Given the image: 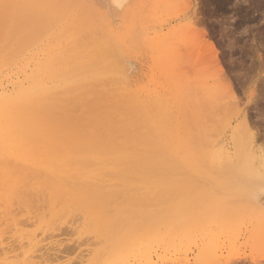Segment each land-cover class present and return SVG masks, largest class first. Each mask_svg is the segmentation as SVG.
<instances>
[{"label":"rangeland","instance_id":"374dc122","mask_svg":"<svg viewBox=\"0 0 264 264\" xmlns=\"http://www.w3.org/2000/svg\"><path fill=\"white\" fill-rule=\"evenodd\" d=\"M7 1L8 4L6 0H0L2 4L6 3V6H13V9L11 6L4 9V4L3 8L0 9V25L6 23L5 29L0 26V80L5 78L9 65L8 60L10 62L16 57L15 54H12V50L15 47L18 48V44H22V39L23 43L33 44L29 45L33 49L27 46V51L24 49L26 48L24 44L23 50L25 52L34 50V48L38 49L45 44L54 47H60L62 43L66 44L62 59L66 68L76 67L79 69L85 63L86 68L93 66L95 70H98V73L95 75L97 77H95V81L92 79L91 72H86L83 70L84 68H80L77 72L81 74L78 81L73 83L72 87L78 83L74 88L69 86L67 89H58V91L62 90L61 92H63L55 95L58 96V98L55 97V100L63 105V107L57 106L60 108L58 112L62 108L59 115L65 111L60 116L63 118L62 120H67V123L70 121L71 126H78L81 123L84 128L93 133V136H97L101 140L104 138V142L107 139L106 143L109 142L108 139L111 142H114L113 139L117 140L114 143L115 148L125 147L132 153L133 151L140 153V158L143 155L142 159H147L144 160V163L153 159L163 163L168 161L166 165L167 167L169 165V168L164 169L163 173L166 172V174H160L162 170H159L156 171L157 173L154 171L155 174H152L154 173L152 171L150 173L149 171H140L135 172V174L133 172H129L131 174L121 172L120 175H106L104 178L110 179V182H108V187L105 186V189L99 188V190L97 188L99 192L96 190V193L94 188H88V186H82L81 189L78 187V192L74 188L73 190L78 193V196L69 197L73 190L71 192L69 190L70 195L64 192L66 196L62 200L63 203L60 199H63L64 195H61L62 198L58 200L54 199L58 198L57 196L60 195L57 194L62 191L57 189H55L57 192H54V196H52L53 191H51L53 189H45L48 192L47 195L42 194L39 198L37 195H41V192L36 194V197L33 196V198H37L36 200L33 199L37 203L27 204L33 207L35 205V208H31L32 206L28 208L26 203H22V206L17 200L26 202V199H22L23 197L20 198V196L16 197L18 203L13 201L15 199L11 201L12 204L10 202L13 208L19 209L15 208L18 211L13 209L16 213L12 212L14 213L12 219L15 221L7 216H5L6 219L3 218L4 220L2 217L0 218L3 222L0 221V240H3L0 241V248L3 246L5 249L15 250L9 254L10 259L4 260L1 257L0 260L3 263L1 261L0 263L17 264L16 261H18L21 264H33L29 260H32L34 254L48 251L46 248L53 246V250L49 249V252L59 254V248L63 249L61 252L66 249V257L60 256L62 257L61 261L65 259L62 264H68L67 262L79 264L80 253L86 254L85 264H212L213 262L214 264L215 262L216 264H225L230 261L232 262L230 264H264V184L263 186L261 184L260 187L256 185L259 188L251 185V183H257L254 181L258 179L257 177L264 180V161L262 159L264 157V0H194L188 12L196 17L195 21H199H196L198 29L201 28V31L216 46L226 77L232 81V84L234 83L233 87L237 93L236 101H239L242 106L240 108H248H246V112L252 127L251 131L257 133L252 151L247 153L243 150L244 155L240 153L243 147L242 143L240 142V147H236L239 144L236 143L237 140L235 139L237 136H242L243 133H248L246 128H243V123H240L241 118L240 120L237 119L236 113L230 112L228 109L230 104L227 102L232 99L215 96L210 100H207L210 96H205L206 99L195 98L191 90H188L189 86L186 87L187 85L183 84L190 82L192 76L184 74V78L176 77L174 71L171 72L172 68L167 67V63L165 64L168 52L164 51L167 55L163 58L162 54L164 55V53L160 52L161 54H159V50H155L151 45V38L156 36L157 32L159 35L164 34L180 23H184L182 19L185 12L179 11L181 5L180 8L175 6V3H171L174 6L167 5L169 1L165 2V0L159 1L160 4L162 3L161 5H157L158 0H122L121 4L114 0H23L17 10V0ZM16 1L17 3H15ZM31 2H36V5ZM155 2L160 8L153 4ZM246 8L250 9L249 16H244L242 12ZM6 11L12 14H5ZM2 13L4 18L3 15L1 16ZM127 31L130 35L124 39ZM146 45L152 48L149 49ZM108 47H111V52ZM21 48L15 50H18L19 53L23 51ZM17 52L16 55H18ZM107 78L111 79V82ZM91 79L93 84L89 81ZM112 80L114 81L112 82ZM126 80L132 81L134 86L140 88V95L134 89L136 86L132 88V91L126 87ZM97 83H101V85ZM75 88L78 89L75 91ZM67 90L73 94L68 93ZM155 96L163 98L162 104L159 105V107H163L162 109L154 106ZM59 97H64L62 102L60 101L61 103L58 101L61 99ZM200 100L202 101L200 102ZM163 109L167 111L164 110V112ZM160 110L168 113L161 114L162 119L167 115L164 120L166 118L168 122H165L166 120L161 122L160 116L159 118L155 116ZM153 111L157 113H152ZM161 111L160 113H162ZM66 115H68L67 118H65ZM70 115L73 116L69 117ZM149 117L152 120L148 119ZM155 123H159L158 126H161L158 128ZM82 125L79 126L82 127ZM113 130L115 131L113 132ZM157 134L159 135L157 136ZM128 135L130 137L132 135L133 138L138 135L140 137L138 136L139 140L135 141L136 137L130 139ZM125 136L129 140L125 141ZM243 137L241 138L243 139ZM148 138H152V140L149 139L150 142H155L156 145L153 146V143L150 145V142L147 144L146 139ZM117 142H124L122 143L124 147L120 146L121 144L118 145ZM108 144L112 145L113 143L109 142ZM128 144L133 145L132 148ZM116 145L118 146L116 147ZM235 148H240V150ZM169 155L171 159L168 160L166 158H170ZM239 155H243V158ZM141 162L143 163V161ZM170 164L173 166L171 167ZM245 164L250 168H244ZM227 165L229 168L231 166L232 171ZM178 166L180 168H177ZM184 166H187L186 170ZM220 168H225V173L224 171L221 173ZM166 169L167 171H165ZM240 170L244 172H240ZM245 175L247 177L252 175L251 177L256 179L248 178L249 181ZM147 182L148 185H146ZM111 183L115 185L110 186ZM65 189L63 188V190ZM253 189L257 191L254 192ZM69 192L67 191V193ZM94 194H99L101 197L99 198ZM78 197L81 199H77V202L75 198ZM43 198L46 206H41L43 204L39 202ZM67 202L73 203V205L70 204L71 208ZM75 202L76 204H74ZM52 203L53 205H51ZM10 204L7 203V205ZM1 205L6 206V203ZM25 205L27 208L25 207L24 210ZM9 207L11 208V206ZM20 208L23 210L21 211ZM57 208L59 211L64 209L62 213H59ZM67 208L70 212L65 210ZM27 209L29 211L26 212ZM30 209L34 210L30 211ZM41 209L45 211V216H41L43 214ZM106 209L112 210V212L110 210L112 214L108 213L109 215L118 214L111 217L107 214L109 210L106 211ZM13 210L11 208V211ZM34 211L37 214L41 213L39 217H44L43 221L46 220V222L40 220L41 218H38L33 213ZM66 211L68 212L66 213ZM134 211L135 217L138 216L134 219V221L136 220L135 223L131 220L135 218L133 217ZM25 212L28 215L31 214L29 215L31 218L29 216V218H25L21 215ZM129 212L130 214H128ZM52 213L54 216L51 215ZM119 214L120 217L124 218L123 222H120L122 221L121 218H116ZM0 215H2L1 212ZM16 216L19 219L23 217L27 223L24 224L25 220L21 218V224H24L21 225V220L19 221ZM47 216L50 220L45 218ZM54 217L56 221H53ZM116 219L119 220V223L114 222ZM139 221L140 223H137ZM111 223L112 225H110ZM133 223L136 226L140 224L139 227H141L136 236L132 234L135 227ZM129 224L131 225L129 226L130 230L132 227V232L129 231V227L128 229L126 227ZM46 226L48 227L46 228ZM117 226L120 228L118 229ZM123 227L124 229H122ZM18 228L20 229L17 231ZM22 228L23 230H21ZM135 228L134 230H136ZM127 231L133 236L126 234ZM111 232L113 233L111 234ZM115 232L121 236L128 235L129 237L120 240ZM109 233L111 234L109 235L110 241H107L108 239L105 241L103 236L107 238ZM112 241L113 249L111 246L107 247V244H111ZM114 241H117L118 245ZM30 244L34 245L31 246ZM116 246L119 248L121 246L119 251H117L118 248L115 249ZM28 249L30 250L28 251ZM213 250H215L214 252L217 250L218 258L214 256ZM88 251L90 253L87 255ZM108 251L110 252L108 253ZM30 252L32 253V256L29 255L31 258L27 255ZM94 253L103 255L101 260L98 259L99 254L97 255V262H94L92 260L96 256ZM114 253L116 254L111 255ZM60 254L62 255V253ZM213 256L216 258L213 259ZM33 258L34 264H40L41 259L39 257Z\"/></svg>","mask_w":264,"mask_h":264},{"label":"bare ground","instance_id":"6f19581e","mask_svg":"<svg viewBox=\"0 0 264 264\" xmlns=\"http://www.w3.org/2000/svg\"><path fill=\"white\" fill-rule=\"evenodd\" d=\"M17 1H18L19 4L17 3ZM17 1L15 3H17V10H18V6L20 4H22L21 1H23V0H17ZM114 1L116 3H118V4H121V2H122V0H114ZM159 1L163 2L164 0H158V2ZM166 1L167 2L169 1L167 3V5L168 4L171 5V3H173V4L175 3L174 5L177 6V7H179L181 5V8L179 7L181 10L179 8L178 9H179L180 12H182V11L185 12L184 13V18L182 19V20H184V23H180V24L178 23L179 25H177V27L171 28L170 30H168V32L166 31L167 33L164 32V34L162 33V34L159 35L158 32H157L155 34L156 36L151 38V41L152 42L154 41L153 44L151 42L152 47L155 48V50H159V54L164 53V55L162 54L163 58H165L164 56L167 55V54H165L164 51L168 52V56L165 58V60H167L165 62V64L167 63L166 66L172 68L171 72L174 71V74H175L176 77L184 78L183 77L184 74H186V75L189 74V75L192 76V80L190 82H187L188 84L187 83L186 84L183 83V84L187 85L186 87L189 86L188 90H191V93L195 95V98L196 97H202L203 99L204 98L206 99V97L210 96L207 99V100H210V99L214 98V96H215V97H218V98L220 97V98L232 99V100H228V102L226 101L228 104H230L228 109L230 110V112L232 111V112L236 113L235 116L238 117L237 119L240 120V118H241L240 123H243V125L245 127L243 125L242 126H243V128H246L247 133H248V134H244V133L242 134V136H244L243 139L241 138L242 136H240V137L237 136L236 137V139H235V140H237L236 143L239 144L236 147H238V146L240 147V145H241L240 142H241L242 145H243V147H242V149L240 151L241 154H243V150H244V152L246 151L247 153L249 151H252L253 143L256 140V133L257 132L254 133L253 131H251L252 127L250 125V122H249V119H248V116H247V112H246V108L247 107L245 109H244V107L240 108V106H241L240 102L236 101V99H237L236 94L237 93H236L235 88L233 87L234 83L232 84V81H230V79L228 77H226V72H225L224 66L222 64V61H220V58L218 57V54H217L218 50L216 49V46L214 45V43H212L207 38V36L204 34V32L201 31V28L198 29L199 27H197V23H196L197 20L195 21L196 17L192 16L193 14H189L188 13L189 12V8L192 7L191 4L194 2V0H173V1L172 0H165V2ZM6 2L8 4L7 0H6ZM0 3L2 4V2H0ZM31 3L35 4L36 2H31ZM1 4H0V6H1ZM4 4H5L4 9L6 7H10L11 6V5L10 6L9 5L6 6V3H4ZM4 4H2L0 9L3 8ZM153 4L156 5V2L153 3ZM159 4H160V2L157 5H159ZM25 5H27V3H25ZM174 5H171V6H174ZM12 7L13 6H11V8ZM157 7L160 8V6H157ZM11 8H9V10H11ZM154 8H156V7H154ZM170 11L172 12V10H170ZM7 12L8 11H6V13L5 12L4 13L5 14H9V15L12 14L10 12L9 13H7ZM11 12H13V11L11 10ZM242 12L244 13V16H249L250 15L249 14L250 13V9H247V8L243 9ZM57 14H59V13L57 12ZM64 14H65V12H64ZM2 15H3V13L1 14V16ZM15 17H17V16H15ZM3 18H4V15H3ZM5 19H6V16H5ZM197 22H199V21H197ZM5 24L2 23V25H0V26H2L3 29H5V27H4ZM175 26H176V24H175ZM47 33H48V31H47ZM13 34H14V32H13ZM129 35H130L129 31H127L125 33L124 39L129 37ZM52 37H53V35H52ZM10 38H12L11 35H10ZM13 38H15V37H13ZM20 39H22V38H20ZM160 39H161V42H159ZM10 41H11V39H10ZM22 41H23V39H22ZM22 41H21L22 44H18V48L15 47V49L19 50V48L22 47L21 50H23V46L25 44L24 47H26V48H24V49L26 50L28 47L33 45V44H29L30 45L29 46L28 44H26L25 42L23 43ZM53 42H54V40H53ZM11 43H12V41H11ZM66 43L68 44L69 41L66 42ZM8 44H9V42L7 43V45ZM35 44H34V46H35ZM147 44H150V43H147ZM65 46H66V44L64 45L63 43H62V45L60 47L59 46L58 47H54V46H51L49 44H45V45H41L38 49L34 48V50H30L29 52H25V50H23L24 53L22 51V52H19L20 54L17 52L18 50H15V49L12 50L13 51L12 54H15L16 57H14L12 55L14 58L10 62L8 60L9 65L7 67L6 75L4 76L5 78L3 80H0V166H1L0 167V210H1L0 212L3 215V216L0 215V218L2 217V219L5 216H7L8 218H11V219L14 218V213H16L14 211L16 209H18V208L17 207L13 208L12 205H11L13 202H11V201L13 199H15L13 201H16L17 200L16 197H18V196H20V198L23 197L22 199H26V202H24V201L21 202V201L17 200L19 202V204L20 203L21 204L22 203L23 204L24 203H26V204L30 203L31 204V203H37V201H34L33 199H35V200L37 199L35 197H36V194H38L39 192H41V195L40 194L37 195L38 198H39V196L41 197L42 194L43 195L44 194L47 195L48 192H46L45 189H53V190H51V191H53L52 196L55 195L54 192H57V190L58 191L62 190V191L59 192V194H57V195H60V196H57L58 198H54L55 200L56 199L58 200L59 198H62L61 195H64L63 199H60V201H62V200H64V198L66 196L64 194V192L66 194L70 195V192L74 188H76L75 190L77 191L78 187H79V189H81L80 187H82V186H88V188H92V189L94 188L96 193H97V191L99 192V190L101 188L105 189L106 187H108L107 185H109L108 182H110V179L108 180L107 178L106 179L104 178L106 175H110V174H112V175H120L121 172H123V174H124V172H128V173L129 172H131V173L133 172L135 174V172H140V171H145V172L149 171V173H150L151 171L152 172H154V171L156 172V171H159V170L160 171L162 170V173L160 172V174H166V172L163 173L164 169L165 168H169V165H168V167L166 165V163L168 161L166 163H163V162L158 161L157 159H153V160H150V162L148 161L149 163L147 161H146V163H144V160H147V159L144 158V160H143L142 159L143 155H141L142 157L140 158V153H138V152L134 153L135 151H133V153H132L130 150H128L127 148L122 146V143H124L128 139V138H126L127 136H125L126 139H124L125 140L124 142H122V143L121 142L120 143L117 142L118 145L121 144L120 146H122L124 148H121V147L115 148L114 147V143H116L117 140L115 141V139L111 138V139H113L112 141H114V142H111V140L108 139L110 143H113L112 145L108 144L109 142L106 143L107 139L104 142V140H103L104 138L102 139L103 140L102 141L97 136H93L92 135L93 133H91L90 130H88L87 128H84L81 123L79 125H82V127L79 126V125L78 126L77 125L76 126H71L70 125L71 122L69 120H68L69 121L68 123H67V120H65V119L62 120L63 118H61L60 116H62V114H64L65 111H63V113L61 115H59L62 112V108H61V111L58 112V109H60V108H58L57 106L60 105V107H63L61 102H62L64 97L63 98L59 97L61 99L58 100V101L59 102L61 101L60 102L61 104H59L55 100V97H56L55 95H57V93H63V92H61L62 90L58 91V89H60V88L67 89V87H69V86L71 88H74L78 84L77 83V84H75L74 87H72L74 85L73 83H75L79 79V76H80L81 73L80 72L78 73L77 70H80V68L81 69L84 68L83 70H86V72H91L90 74H92V79L93 80H95V77H96L95 75H97V73H98V70H95V68L93 66L86 68V64L85 63H83L84 65L83 66L81 65L82 67H80L79 69H77L76 67L69 68V69H68V67L66 68L65 65L62 63V59H63L64 54H65L64 53L65 52V50H64ZM114 46L117 47L116 45H114ZM146 47H147V45H146ZM108 48L110 50L111 47H108ZM147 48H149V47H147ZM151 48H149V49H151ZM31 49H33V47ZM106 50L108 51V49H106ZM155 50H153V51H155ZM15 51L18 53V55H16ZM110 52H111V50H110ZM108 53H109V51H108ZM118 54H120V53H118ZM112 63H113V61H112ZM124 65H125V63H124ZM124 68H125V66H124ZM121 70H122V68H121ZM113 78L115 79V76ZM92 79L89 80V81H91V84H93ZM100 79H101V77H100ZM107 79L110 80V82H111L112 78L111 79L107 78ZM185 79H187V77H185ZM97 80H99V79H97ZM105 81L106 80H104V82ZM113 81L114 80H112V82ZM184 82H186V81H184ZM80 83H83V82H80ZM126 83H127L126 87L131 89V91H132V88H134L136 86V85L134 86V84L130 80L127 81ZM84 84H82V85H84ZM87 84H88V82H87ZM88 85H90V83ZM98 85H101V83L98 84ZM77 89L75 88V91ZM134 89L136 90L138 95H140V88L136 86ZM71 90H73V89H71ZM135 90H134V92H135ZM67 91H68V93H71V92H69V90H67ZM245 91H247V90H245ZM249 91H250V89H249ZM127 93H129V92H127ZM71 94H73V93H71ZM189 94H190V91H189ZM253 96H252V98L254 99L255 96L254 97ZM56 98H58V96ZM192 99H194V98H192ZM162 101H163L162 97L155 96V98L153 100V104H154V106H156V107L158 106V108L162 109L163 107H159V105L162 104L161 103ZM201 101L202 100H200V102ZM251 101H254V100H251ZM255 103H256V101H255ZM151 106H153V105L151 104ZM220 106L222 107V105H220ZM225 107H227V105H225ZM66 110H67V108H66ZM164 110L165 109H163V111ZM160 111L158 112L159 114L156 111H153L152 113L155 112V113H157V115H155V114H152V115H155L156 117L158 116V118L160 116V119L162 120L161 122H164L166 120V118L164 120V117H166L167 115L164 116L163 119H162L161 114H164V115L168 114L167 112L164 113L167 110H165L164 112L161 111L162 113H160ZM168 111L170 112V110H168ZM152 115H151V117H153ZM67 116L68 115H66L65 118H67ZM71 116H73V115H70L69 117H71ZM170 116H173V115H170ZM231 118H230V120H231ZM80 119H82V118H80ZM148 119H150V117ZM150 120H152V118ZM221 120H223V119H221ZM165 122H168V121L166 120ZM155 124H157V123H155ZM158 124H157V127L159 128V126H161V125L158 126ZM242 126H241V129H242ZM113 127H112V129H113ZM224 128H226V127H224ZM242 130L240 131L241 133H242ZM114 131L115 130H113V132ZM102 134L104 135V132ZM159 134H162V133L159 132ZM159 134H157V136ZM110 135H112V134H110ZM129 135H130V133H129ZM138 136L137 137L135 136L136 139H134L135 137L133 138L132 135H131L132 139H134L135 141L138 139ZM105 137H106V135H105ZM110 137H112V136H110ZM131 137H130V139H131ZM201 137L203 138V136H201ZM198 138H197V140H198ZM149 139L150 138L146 139L147 142H148L147 144H149L150 140H152V138L150 140ZM143 141L146 142L145 140H143ZM193 141H195V140H193ZM200 141H202V140L200 139ZM140 142H141V140H140ZM140 142H139V144H141ZM170 142H171V140H170ZM152 143H153V146L156 145L155 142H152V141L150 142V145ZM156 143H158V141H156ZM159 143H161V142H159ZM167 144H168V142L166 143V145ZM203 144H205V143H203ZM118 145H116V147ZM128 146H130V145L128 144ZM132 146L133 145H131L130 148H132ZM155 149H157V147H155ZM235 149L240 150V148L239 149L235 148ZM201 151H202V149H201ZM161 152H164V151H161ZM169 152L170 151H168V153ZM168 153H167V155H168ZM243 155L242 156L239 155V156H241V158H243ZM147 156H150V155H147ZM151 156H152V154H151ZM263 156H264V154H263ZM149 159H150V157H149ZM166 159H168V160L171 159V156H170V158H166ZM262 159L264 161V157ZM200 160L202 161L201 157H200ZM141 161H143V163ZM205 162H207V160H205ZM205 162H204V164H205ZM171 164H170V166H171ZM174 165H175V163H174ZM239 165H241V164H239ZM227 166L229 168V165H227ZM186 167L184 166L185 170H186ZM214 167H216V166H214ZM177 168H180V166H178ZM209 168H210V165H209ZM225 168L224 169H221V168L219 169V170L222 171L221 173H223ZM238 168H239V166H238ZM238 168H237V170H238ZM244 168H250V167L245 164ZM229 169L232 171L231 166H230ZM241 169H243V168H241ZM168 170H172V169H168ZM165 171H167V169ZM178 171H179V169H178ZM226 171H228V170H226ZM155 172L152 173V174H155ZM240 172H244V171L240 170ZM131 173H129V174H131ZM224 173H225V171H224ZM129 174H127V175H129ZM145 174L147 175V173H145ZM239 174H242V173H239ZM245 174H247V173H245ZM252 175H254V173H252ZM121 176H120V178H121ZM245 176L247 177V175H245ZM251 176L247 177V180H249L248 178L252 179L253 177H251ZM257 178L259 179V177H257ZM253 179H256V178H253ZM122 180H124V179H122ZM257 180H254V181H256L257 183L259 182L258 184L254 182V184L251 183V185H254V186L257 185V186L260 187L261 184H262V186H263L264 180H260V179L258 181ZM111 185H112V183L110 184V186ZM113 185H115V184L113 183ZM146 185H148V182H147ZM136 187H138V186H136ZM256 187H253V188L255 189ZM259 187H257V188H259ZM63 188L64 189L66 188L67 190L66 189L63 190ZM97 188L98 189L100 188V189L97 190ZM55 189H57V190H55ZM254 189H253V191H254ZM69 190H70V192H69ZM75 190H73L71 192L72 194L69 197L72 198L73 196L74 197L76 195L78 196V193H77L78 191L76 192ZM44 191L46 193H43ZM67 191L69 193H67ZM256 191L257 190H255L254 192H256ZM99 194L98 195L94 194V195H96V196H98L100 198L101 197L100 195H102V194H100V195ZM33 196H35V197L33 198ZM261 196H262V194H261ZM77 199L79 200L81 198H79V197L75 198V200H77ZM55 200H53V201H55ZM65 200L67 201V198ZM78 200H77V202H78ZM42 201L41 200L39 201L40 204L41 203L43 204L41 206H44V205L46 206V204H44V203H46L44 201V198H43ZM70 201H71V199H70ZM10 202H11V204H10ZM63 202L64 201H62V203ZM3 203H6V206L3 205L4 206L3 207L1 205ZM7 203H9L10 205H7ZM53 203L55 204V202H53ZM53 203L51 205H53ZM67 203H69V202H67ZM23 204H22V206H23ZM30 204H29V206L27 204L28 208L30 206H32ZM56 204H57V201H56ZM58 204L60 205V203H58ZM70 204L73 205L72 202L69 203V206H70ZM74 204H76V202ZM55 205H54V207H55ZM9 206H11L12 210L15 209V208L16 209L11 211V208ZM16 206H17V204H16ZM27 206L26 205L24 206V210L27 208ZM90 206H93V204L92 205L90 204ZM31 208H35V205H34V207L32 206ZM38 208H39V206H38ZM38 208H36V209H38ZM70 208H71V206H70ZM42 209H44V207H42ZM42 209L40 211H42L41 213H43V214L35 213V211H37V210H35L33 213H35L37 215V217L41 218L40 220L43 221L44 217L42 218L41 216L42 215L45 216L44 215L45 211H43ZM54 209H53V211H54ZM60 209H62V208H60ZM63 209L60 210V211L58 209V212L62 213ZM18 210H16V211H18ZM22 210L23 209H21V211ZM33 210L34 209H32V210L30 209V211H33ZM45 210H46V207H45ZM50 210H52V209L50 208ZM65 210H68V208L65 209ZM108 210L106 209V211H108ZM110 210H109V212H107V214L108 213L112 214L111 213L112 210H111V212H110ZM27 211H29V210L27 209L26 212ZM68 211L70 212V210H68ZM68 211H66V213ZM106 211H104V212H106ZM129 211H130V209H129ZM12 212H14V213H12ZM26 212H25V214H21V215L25 216V218L26 217L29 218L30 217L29 215H31V214L28 215V214H26ZM11 213H12V215H11ZM33 213H32V215L34 216ZM47 213H48V211H47ZM40 214H41V216L39 217ZM115 214H118V213H115ZM128 214H130V212ZM18 215L20 216V214H18ZM36 215H35V217H36ZM51 215L54 216L53 213ZM114 215H109V216L112 217ZM133 215H131V216H133V217L136 216L135 215V211H134ZM152 215L154 216L155 214H152ZM48 216H50V215H48ZM48 216L45 217V218H48L50 220V218ZM103 216H104V214H103ZM118 216L116 218L117 219L121 218L122 221H120V222H123L124 218L120 217L121 216L120 214ZM55 217L57 218V216H55ZM55 217L53 218V221H56ZM137 217L132 218L131 220L134 221V219H136ZM16 218L19 219V217H17V216H16ZM21 218H23V217H20L19 221L21 220ZM5 219H6V217H5ZM60 219H62V217H60ZM117 219L114 220V222H118L119 220L117 221ZM12 220H14V219H12ZM23 220L26 221V219H24V218H23ZM147 220H145V221H147ZM149 220H151V218H149ZM0 221L2 222V220H0ZM25 221H24V224L27 223V221L26 222ZM57 221H58V219H57ZM126 221H128V219H126ZM135 221H134V223H135ZM16 222H17V220H16ZM21 222H22V220L20 221V224H21ZM43 222H46V220L43 221ZM4 223H5V221H4ZM112 223L110 225H112ZM134 223H133V226L135 225ZM137 223H140V221L137 222ZM18 224L19 223H17V225ZM125 224H127V223H125ZM139 225L140 224L137 225L138 227L135 225L136 228L135 227L134 228L136 230H134V228L132 230V227H131V230L134 231V232H132L130 230V227H129V226H131L130 224L128 226H126V227H127V229L129 227V231L132 232V234L134 236H136V234L139 232V228L141 229V227H139ZM9 226H10V224H9ZM9 226H8V229H9ZM18 226H20V225H18ZM48 226H50V225H48ZM48 226H46V228ZM108 227H110V226H108ZM117 227H118V229L120 228L119 226H117ZM20 228H18L17 231ZM113 228H114V226H113ZM12 229H13V226H12ZM108 229L110 230L111 228H108ZM115 229H117V228H115ZM122 229H124V227ZM21 230H23V228ZM109 230H107V232H109ZM104 233H105V231H104ZM112 233L113 232H111V234ZM26 234L29 235V233H26ZM111 234L109 233L107 235L108 237L106 236L107 238H105V236H103L104 240L106 241L108 239L107 241H110L109 235H111ZM115 234H118V233L115 232ZM126 234H128V231L126 232ZM132 234H128V235L130 236ZM128 235L121 236L120 234H118V238L121 240L124 237H129ZM98 237H99V235H98ZM115 237H117V236H115ZM111 238H113V237L111 236ZM124 239H126V238H124ZM128 239H131V238H128ZM30 240H32V239H30ZM39 240H41V239H39ZM137 240H134V241L137 242ZM116 242L117 241H114V243H116ZM29 243H30V241H29ZM31 243H32V241H31ZM116 244L118 245V243H116ZM33 245H31V246H33ZM40 245L42 246V244H40ZM112 245H113V241L111 242V244H107V247H109V246L112 247ZM131 246H132V244H131ZM38 247H39V245H38ZM50 247L51 248L47 247L48 249L46 248V250H48V251H44V252H40V253L34 254L35 256H32L31 252H30V254H27L28 256L29 255L32 256V260L30 259L31 261L29 260V262L30 263L32 262L34 264V261H33L34 258L33 257H39L41 259L40 262H39L40 264H62L65 259L63 261H61L62 257H60V256L66 257V254H65L66 249H64L65 250L64 252H61V251H63L62 248H59L60 250L57 249V250H59L58 252L62 253V255L60 253H59L60 254L59 255L57 252H53V253L49 252V249H52L53 246H50ZM117 248H118L117 251H119L121 246H120V248H119V246H116L115 249H117ZM112 249H113V247H112ZM130 249L132 250V248H130ZM14 250L15 249H10V248L9 249H5V247L2 246V248H0V259H1V257L4 260L10 259L9 254L11 252H13ZM29 250L30 249H28V251ZM31 250H32V247H31ZM97 250L99 252V249H97ZM97 250H96V252H97ZM100 251H101L100 253H102V250H100ZM214 251L215 250H213V252ZM106 252H107V250H106ZM109 252L110 251H108V253ZM216 252H217V250H216ZM216 252L213 253V254H215L214 256L218 255ZM89 253H90V251H88L87 255ZM100 253H97V254L94 253L96 255V256H94V259L92 258V260L94 262L95 261L97 262L98 259L101 260L103 255H101ZM25 254H26V252H25ZM103 254L105 255V253H103ZM115 254L116 253L111 254V255H115ZM210 254H212V253H210ZM2 255L4 256V258H3ZM97 255H99V257ZM85 257H86V254L80 253V260L78 261L79 264H85L86 263V260H85L86 258ZM97 257H98V259H97ZM115 258H114V260H115ZM215 258L216 257H214L213 259H215ZM217 258H218V256H217ZM27 259H29V258L27 257ZM24 260H25V258H24ZM66 260H68V259H66ZM16 262H17V264H21L20 262L18 263V261H16ZM36 262H37V260H36ZM218 262H219V260H218ZM236 262H237V260H236ZM67 263L69 264L71 262H67ZM230 263H232V262L231 261L230 262H226L225 264H230ZM6 264H9V262L8 263L6 262ZM212 264H214V262ZM215 264H216V262H215ZM219 264H221V263H219Z\"/></svg>","mask_w":264,"mask_h":264}]
</instances>
